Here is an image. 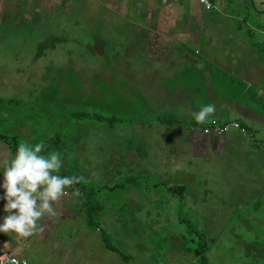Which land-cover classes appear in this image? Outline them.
Wrapping results in <instances>:
<instances>
[{"label":"crops","instance_id":"obj_1","mask_svg":"<svg viewBox=\"0 0 264 264\" xmlns=\"http://www.w3.org/2000/svg\"><path fill=\"white\" fill-rule=\"evenodd\" d=\"M209 1L212 8L206 10L198 0H0V24L37 23L42 14L102 6L100 62L69 66L84 82L80 94L95 90L93 81L114 79L116 114L130 113L116 123L79 124L77 136L66 130L40 139L27 132L31 127H13L19 134L26 130L23 141H43L45 153L60 151L61 175L84 179L54 205L58 215L41 218L43 232L23 240L0 232L8 252L27 264H187L181 210L194 204L184 186L188 170L198 176L195 160L204 150L220 151L233 141L244 155L251 146L235 130L204 134L206 123H197L192 112L213 103L208 122L237 120L253 132L264 126V0ZM57 87V97L69 96L66 85L58 81ZM59 103L74 107L71 99ZM81 106L71 113L89 112ZM9 136L22 142L17 133ZM11 155L0 138V159ZM249 155L264 158L260 149ZM260 188L264 191V182ZM90 196L98 207L93 223L84 213ZM5 203L0 199V218L7 214Z\"/></svg>","mask_w":264,"mask_h":264},{"label":"rangeland","instance_id":"obj_2","mask_svg":"<svg viewBox=\"0 0 264 264\" xmlns=\"http://www.w3.org/2000/svg\"><path fill=\"white\" fill-rule=\"evenodd\" d=\"M77 7L68 12L42 14L35 18L37 23L34 19L16 23L9 19L0 24V133H17L23 141L26 130L19 134L13 128L21 124L31 127L27 132L40 139L56 132L62 135L66 130L77 136L79 124L98 120L116 123L119 117H130L129 112L116 114L118 84L114 79L93 81L95 90L79 93L84 82L69 65L100 62L102 54L97 44L102 41V6ZM58 81L69 88V96H56ZM102 93L108 97V107L103 106ZM65 99H71L74 107H62L59 101ZM261 101L264 103V94ZM83 104L89 110L87 115L71 113L82 110ZM178 121L183 123L181 117ZM256 128L254 137L258 144H251L244 155L231 141L220 151L215 147L214 152H201L200 160H195L200 164L198 176L188 170L184 186L194 204L181 210L186 215L182 226L186 231L187 264H225L228 259L231 264H264V191L260 188L264 182V158L249 155L259 149L264 152V126ZM230 132L233 134L234 130ZM157 181L154 179L153 183ZM204 241L208 243L207 262H197L194 249ZM214 253L222 255L214 258Z\"/></svg>","mask_w":264,"mask_h":264},{"label":"clouds","instance_id":"obj_3","mask_svg":"<svg viewBox=\"0 0 264 264\" xmlns=\"http://www.w3.org/2000/svg\"><path fill=\"white\" fill-rule=\"evenodd\" d=\"M215 111L216 105L207 103L192 112V116L203 125ZM44 148L43 141H22L13 155L0 159L3 174L0 188L4 190L0 199L6 201L3 209L7 213L0 218V232L18 240L43 232L41 218L58 215L54 205L68 194L69 187L84 179L77 175H61L63 154L57 150L45 153ZM73 192L79 194L78 189Z\"/></svg>","mask_w":264,"mask_h":264},{"label":"built area","instance_id":"obj_4","mask_svg":"<svg viewBox=\"0 0 264 264\" xmlns=\"http://www.w3.org/2000/svg\"><path fill=\"white\" fill-rule=\"evenodd\" d=\"M206 10L212 8V4L209 0H198ZM207 129V130H206ZM231 130H235L242 135L249 137L251 143H253L254 138L251 132L244 126L241 125L239 121L233 120L229 122H217L212 120L211 122L206 123L201 131L207 135L222 136L226 133H229ZM0 264H27V260L24 258H19L12 255L8 252L3 245V241L0 237Z\"/></svg>","mask_w":264,"mask_h":264},{"label":"trees","instance_id":"obj_5","mask_svg":"<svg viewBox=\"0 0 264 264\" xmlns=\"http://www.w3.org/2000/svg\"><path fill=\"white\" fill-rule=\"evenodd\" d=\"M2 104L1 100H0V105ZM88 112H85V113H79L77 114L78 116H85L87 115ZM90 116V115H89ZM95 116L99 119L103 118V117H100L96 114H92V117ZM237 121V120H236ZM240 122V121H239ZM242 126L246 127L252 134L253 138H254V141L253 145L258 144L257 140L255 139L254 137V132L252 130V128H250L248 125L246 124H243L242 122H240ZM204 126V125H203ZM202 126V127H203ZM0 138L1 139H4V141L6 142V144H8V146L10 147L11 149V152L14 154L15 152V149H16V146L18 145V141H17V138L15 136H7V135H4L2 133H0ZM87 195H91L90 193H87ZM91 198H89L88 200H86V205H85V208H84V213H85V216H86V219L88 222L90 223H93L95 221V218H96V215H97V209L98 207L97 204L95 203L94 199L92 198V196H90ZM208 243L206 241L203 242L202 245L196 247L194 249V257L196 259L197 262H207V255L205 254L206 251L208 250Z\"/></svg>","mask_w":264,"mask_h":264}]
</instances>
